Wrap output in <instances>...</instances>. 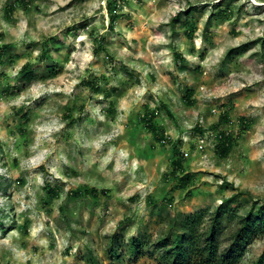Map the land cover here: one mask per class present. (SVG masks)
Returning a JSON list of instances; mask_svg holds the SVG:
<instances>
[{
    "label": "rangeland",
    "instance_id": "rangeland-1",
    "mask_svg": "<svg viewBox=\"0 0 264 264\" xmlns=\"http://www.w3.org/2000/svg\"><path fill=\"white\" fill-rule=\"evenodd\" d=\"M4 45L0 264H161L149 247L111 261L109 239L156 241L172 217L235 195L264 205V0H0ZM263 252L260 237L240 264Z\"/></svg>",
    "mask_w": 264,
    "mask_h": 264
},
{
    "label": "trees",
    "instance_id": "trees-1",
    "mask_svg": "<svg viewBox=\"0 0 264 264\" xmlns=\"http://www.w3.org/2000/svg\"><path fill=\"white\" fill-rule=\"evenodd\" d=\"M111 4V3H110ZM112 18L111 27L114 26L117 16L115 10L110 6ZM187 14L181 13L175 20L180 22L181 16ZM192 27L188 28V38L193 37ZM10 45L0 46V63L6 55ZM240 49L236 50V52ZM48 57V48L43 50L42 58ZM22 80L31 84L36 80V74L32 70L31 64H26L22 70ZM49 76H56L54 67L49 68ZM90 85V84H89ZM98 90V89H96ZM113 94L118 92L113 89ZM111 94L107 93L106 96ZM155 112L143 115L142 122L153 133L158 132L155 120ZM227 122V115L220 118ZM243 120V124L247 122ZM162 141L161 137H157ZM217 153L222 158H227L233 150V137L225 132L216 136ZM175 152L176 159L172 162L173 171L171 176L178 181L179 189H186L192 182V176L184 171V156ZM183 172L180 177L177 173ZM1 188V184H0ZM50 196L56 195L55 189L46 186ZM90 194L98 197V192L92 190ZM82 191L76 192L75 196L80 197ZM249 198L240 200L241 195H235L229 199L223 200L221 205L213 211L208 209L200 210L196 213L181 214L168 220L167 226L169 233L163 235L158 240L151 238L132 237L128 242L124 241L122 235L116 234L109 239L108 257L111 261H120L125 248L131 255L142 254L145 248H152V252L159 254L161 264H240L246 256L248 249L260 237H264V205H259L253 201V195L247 193ZM250 206V207H249ZM223 242L227 246L223 247ZM139 258V257H138ZM91 259L96 264L97 259L91 255ZM254 264H264V252L259 256Z\"/></svg>",
    "mask_w": 264,
    "mask_h": 264
},
{
    "label": "built area",
    "instance_id": "built-area-1",
    "mask_svg": "<svg viewBox=\"0 0 264 264\" xmlns=\"http://www.w3.org/2000/svg\"><path fill=\"white\" fill-rule=\"evenodd\" d=\"M207 145H208V142H207L206 137L202 136L199 139V142H198V150H200L201 152H203L205 150V148H206Z\"/></svg>",
    "mask_w": 264,
    "mask_h": 264
}]
</instances>
